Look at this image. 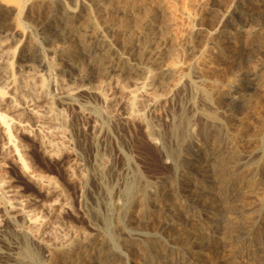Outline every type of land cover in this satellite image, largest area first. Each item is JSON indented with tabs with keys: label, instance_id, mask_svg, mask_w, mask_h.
<instances>
[{
	"label": "rangeland",
	"instance_id": "1",
	"mask_svg": "<svg viewBox=\"0 0 264 264\" xmlns=\"http://www.w3.org/2000/svg\"><path fill=\"white\" fill-rule=\"evenodd\" d=\"M33 1L36 0H29ZM108 1L43 0L44 7L39 11L38 17L27 16L20 20L12 15L11 24L21 21L25 34L23 38L20 35L14 38L20 41L15 51L19 56L16 61L22 64L34 53L33 71H37L46 82L51 77H61L67 84L89 88L97 81H102L103 91L115 105L122 96L120 89H133L136 83L146 82L147 93L152 96L155 92L156 99L152 101L151 110L145 112V119L159 129L170 121L179 105L187 106L191 97L195 107L221 113L224 109L214 102L218 93L229 89L236 81L248 78L251 80L250 88L243 102L227 117L224 124L225 131L234 140L236 154L232 158L218 155L208 166L204 163L206 172L187 165L180 166L182 171L178 169L176 172L172 167V158L159 149L161 138L148 137L142 120L134 119L126 123L107 121L103 113L104 105L92 96L79 95L72 106L53 102L54 109L64 119L67 149L45 152L32 133L16 135L27 169L7 160L2 163L1 173L17 189L22 199L31 202L30 208L38 215H41V204L52 206L60 227L56 235L58 238L64 237L67 242H73L82 236H89L92 239L89 247L95 249L102 237V225L93 215V210H97L108 216L110 229L115 237H132L138 240L143 236H150L151 247L154 245L159 250L162 245L168 249L165 255L162 254L164 264H194L191 254H187L182 248L193 238L188 231L196 230L203 214L204 217L211 214L204 208H196L200 205L198 203L197 206L186 205L190 204L188 197L196 186L187 189L176 183H161L166 192L175 189V199H179L188 208L183 210L178 224L167 232H162L160 227L154 225H145L139 220L125 223L119 215L120 187L132 170H136L149 183L160 182L166 176H176L177 179L181 177V180L187 173H193L197 176L196 179L202 180L207 175H213L214 170L219 167L236 163L238 158L244 162L243 155L250 154L257 164L248 166L244 173L242 171L248 181L241 183V189L228 198L225 205H218V212L222 214L216 224L217 231L221 230L227 209L236 207L235 217L239 221L231 233L230 242H223L219 239L222 236L219 234L211 242L191 243V253L198 256L197 264H264V216L259 215V211L264 210V145L261 146L259 139L264 136V45L254 46L249 55L245 49L248 39L256 33L264 32V0H243L241 10L244 12L252 9L256 14L251 18H245L241 14L245 19H239L238 16L223 28L220 22L227 16L234 0H137L133 6L129 7L128 2L118 10H109L104 14L102 9ZM145 6L151 10L150 19L154 23L148 44L156 51L155 56L159 61L149 64L143 70L140 69L141 61L134 52L142 46V32L136 30L134 24L145 19ZM67 10L77 13V19L73 22L75 32L66 34L65 38H56L52 30L56 26L61 27L64 11ZM100 15L104 18L101 19ZM124 22L127 23L128 31H123L120 27ZM13 25L9 27L12 28ZM59 30L60 28L57 31ZM225 38H230V43L235 48L232 51L234 55L227 60L217 56L218 45ZM88 46L93 48L89 56L84 53ZM110 50L121 56L114 60L120 63L117 66L121 69L116 71L113 79L102 74L100 77L97 71L98 67L107 68L110 64L108 59H102ZM124 68L132 71L136 69L138 73L127 74ZM254 72L259 73V76H253ZM160 80L164 83L161 84ZM188 82H194L198 91L193 93L186 86L181 93H176L177 87ZM49 92L54 94L55 89L50 87ZM205 92L211 97L209 105L202 99L201 94ZM91 107L101 108L103 111L91 112ZM194 119L191 127L195 131L196 123L193 122L197 120ZM194 136L193 141L200 149L201 137L198 133ZM195 150L197 148L189 147L184 150L183 155L194 156ZM2 155L0 152V159H4ZM97 156H103L107 161L102 184L92 171ZM238 166L241 170V164ZM29 173L51 180L58 195L46 194L30 178ZM104 187L109 189L108 194ZM105 198L108 200L107 205ZM172 203L174 202L165 203L160 209L171 211L169 204ZM137 210L135 208V214H140ZM238 214L240 215L237 216ZM119 221L124 222V230L119 228ZM49 235L45 234L44 239L50 240L52 236ZM7 248L0 243L1 251H6ZM118 251L126 254L127 259L124 262L116 259V264H153V255L143 253L140 247L131 252L120 245Z\"/></svg>",
	"mask_w": 264,
	"mask_h": 264
},
{
	"label": "bare ground",
	"instance_id": "2",
	"mask_svg": "<svg viewBox=\"0 0 264 264\" xmlns=\"http://www.w3.org/2000/svg\"><path fill=\"white\" fill-rule=\"evenodd\" d=\"M136 1L109 0L103 6L102 13H108L107 11L109 10H118L122 7V4H127L128 2L129 7L133 6ZM242 1H233L234 5L230 8L227 16L220 22L222 28L226 24L232 23V19L239 18L238 16L241 14L245 18H251L256 14L252 9H246L243 12L241 10ZM148 6H145L143 10L145 19L143 18L141 22L136 21L134 24L135 29L142 32V46L134 52L137 54L139 61H141L140 69L143 70L148 68L149 64L159 61L155 56L156 51L148 44L151 39L152 25H154L153 19H150L152 13L150 14L151 10L148 9ZM43 7V0L33 2H29V0H0V152L4 157V159H0V243L8 247L6 251L0 250V264H116V259L123 262L127 259L126 254L118 251L120 245L131 252L140 247L141 251H144L143 253L153 255V264H164L161 258L168 252V249H165L162 245L159 246V250L155 249L154 245L151 247L152 239L150 236H143L142 239L138 240L132 237L125 239L115 237L110 229L108 216L100 214L97 210H93V215L102 225L100 231L102 237L98 246L94 247L95 249L89 247L90 242H92L89 236H82L73 242H67L64 237H56L60 227L52 206L47 203L41 204V215L35 213L30 208L31 202L22 199L17 189L12 187L1 173L2 163L8 160L27 169L22 158L23 154L18 137L17 142L15 139L16 135L32 133L36 142L45 152H55V150L58 151L59 149L66 150L64 119L62 114L54 109L53 102L58 101L63 105L72 106L76 96L88 95L94 97L100 104L105 106V111L96 107H91L89 110L95 113H99L102 110L107 121L113 120L126 123L134 119L142 120L148 137L154 139L159 136L161 138L159 149L172 158V167L175 168L176 172L182 165L190 166L193 169L196 168L198 171H204L206 167L203 164L206 163V166H208L218 155L232 158L236 154L234 140L229 132L225 131L224 124L227 117L231 116L235 108H238L243 102L245 94L250 88L251 80L243 78L236 81L229 89L218 93L214 102L224 109L221 113L217 114L209 108L195 107L196 105L190 96L188 105H179L180 107L172 115L170 121L159 129L151 121L145 119V112L151 110L153 107L152 101L156 99L155 92H153L152 96L147 93L146 82L136 83L133 89H120L122 96L115 105L103 91L102 81H97L89 88H84L77 84H67L61 77H51L46 82L37 71H33L34 53H31L22 64L16 61L19 56L15 51L20 41L14 38L17 35L23 38L25 34L21 21L17 20L13 25L10 21L11 17L15 15L20 20L22 17L27 16L38 17L39 11ZM153 8H157V6H153ZM64 12L65 17L63 18V24L59 27V32L57 31L59 29L57 26L52 30V34L54 37L56 35V38H65L66 34L75 32L73 22L77 19V13L70 10ZM102 15H100L101 19L105 16ZM245 18L240 16L239 19ZM9 25H13L12 28ZM126 25V22L121 23L120 27L123 31L127 30ZM230 42V38H225L218 45L217 56L222 57L223 60H227L234 55L232 51L235 48ZM263 45L264 32H259L248 39L245 48L247 51H245L249 55L254 46L261 47ZM92 52L93 48L91 46L84 50L87 56L92 54ZM105 58L108 59L110 64L106 66L107 68L98 67V74L100 77L102 74V76L107 75L113 79L116 71L120 68L118 67L120 63L118 64L114 60L121 58V56L119 53L110 50L102 56V59ZM122 62L123 59L121 60ZM124 70L128 72L127 74L138 73V71H135L136 69L132 71L124 68ZM252 74L253 76H259V73L254 72ZM159 82L161 84L164 83L163 80ZM186 86L193 93L198 91L194 82H188L177 87L176 93H181V90ZM50 87L55 89L54 94H50ZM201 95L205 104L209 105L210 95L206 92ZM194 118L197 120L193 122L196 123L195 131L191 127ZM196 133L201 137L200 141L202 143H200L202 145H200V149L195 144V140L193 141ZM259 139L261 146L264 145V136H260ZM189 147L197 148L194 156L183 155L184 150ZM202 150L203 152L201 153L200 151ZM242 159L244 162H241V159L238 158L236 163L232 162V164L219 167L214 170L213 175H207L202 180L200 177L197 180V176H194L193 173H187V175H183L184 177L181 180H179L181 177L177 179L176 176H166L160 182L149 183L136 170H132V173L126 176L123 185L119 189V198L121 200L119 215L125 223L130 224L132 221L139 220L145 225H154L158 228L160 227L162 232H167L168 230L170 231L172 226H175L178 218H181L183 210L185 208L188 209L186 205L197 206L200 204L196 208H204L206 212L210 211L211 214L206 217L203 214L196 230L188 231L193 238L191 242L184 244L182 248L187 254H191V260L193 259L194 264H197L198 256L191 253V243L211 242L219 234L222 235L219 239L223 242H230L231 233L237 227L239 220H236L235 215L237 213L236 209H234L236 207L233 208V206L227 209L220 231H217L216 224L220 214H222L218 212V205H225L224 202L235 192H238L242 184L248 181L242 171L244 173L248 166L257 164L250 154H244ZM238 164H241V170L238 169ZM106 166L107 161L105 158L97 156L92 171L101 184L105 178ZM29 176L46 194L58 195V190L51 180L43 179L32 173H29ZM81 178H84V175H81ZM163 181L172 185L175 183L180 184L187 189H190L191 186H196V189L188 197L190 204L186 203L185 205L179 199H175L177 198L175 189L172 188L166 192L162 188L161 183ZM104 188L108 194L109 189ZM171 201L174 202L172 205L169 204L172 207L171 211L160 209L163 204L166 205L165 203ZM105 204H108L106 198ZM135 208L141 213L135 214ZM237 210L239 211V209ZM259 215L263 217L264 210H260ZM123 223L119 221L118 224L119 228L124 230L125 225ZM259 230L261 229L259 228ZM243 232L246 233V231ZM45 234H51L50 240L44 239L43 236ZM6 237L9 239H6ZM154 238L158 239V237Z\"/></svg>",
	"mask_w": 264,
	"mask_h": 264
}]
</instances>
